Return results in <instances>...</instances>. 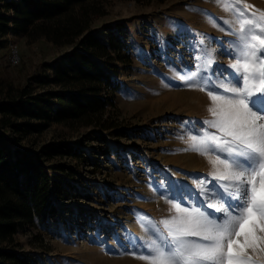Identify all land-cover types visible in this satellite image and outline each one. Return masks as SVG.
Here are the masks:
<instances>
[{
	"label": "rangeland",
	"instance_id": "374dc122",
	"mask_svg": "<svg viewBox=\"0 0 264 264\" xmlns=\"http://www.w3.org/2000/svg\"><path fill=\"white\" fill-rule=\"evenodd\" d=\"M223 0H99L94 22L99 28L121 22L133 51L127 70L121 64L124 91L117 95L114 129L71 128L52 123L43 133L26 137L20 145L33 151L50 143L78 147L79 156L59 162L73 168L79 192L62 202L64 225L36 226L20 232L16 240L26 251L40 256V264H146L130 252L145 253L150 240L142 227L141 215L157 223L175 215L172 203L198 206L213 217L223 216L208 208V189L227 194L209 159L191 149V136L208 129L212 101L205 91L186 86L182 77L195 73L207 59L214 62L201 76L230 79L238 30L236 12L225 11ZM264 12V0H240L237 7ZM215 19L213 26L208 15ZM228 21L231 25L226 24ZM223 29V30H221ZM203 42L201 43V40ZM0 80L25 84L32 75L50 74L44 64L54 62L67 49L43 39L18 38L11 34L1 40ZM11 45L21 55L10 63ZM202 50H204L202 52ZM197 56L200 59H197ZM222 92V89H216ZM118 131L117 133H115ZM119 149L115 151V149ZM118 152L122 156H118ZM228 203L235 201L228 199ZM69 207V208H67ZM84 215H88L86 217ZM163 230V226H159ZM78 228V230H77Z\"/></svg>",
	"mask_w": 264,
	"mask_h": 264
},
{
	"label": "trees",
	"instance_id": "16d2710c",
	"mask_svg": "<svg viewBox=\"0 0 264 264\" xmlns=\"http://www.w3.org/2000/svg\"><path fill=\"white\" fill-rule=\"evenodd\" d=\"M98 1L0 0V50L9 34L67 49L44 64L50 74L32 75L24 85L0 80V264H40L16 236L55 222L68 230L62 202L79 192L73 168L59 162L80 157L78 147L50 143L33 151L20 143L52 123L103 131L117 126L121 64L131 67L133 51L123 23L95 27Z\"/></svg>",
	"mask_w": 264,
	"mask_h": 264
},
{
	"label": "snow or ice",
	"instance_id": "6c2138e0",
	"mask_svg": "<svg viewBox=\"0 0 264 264\" xmlns=\"http://www.w3.org/2000/svg\"><path fill=\"white\" fill-rule=\"evenodd\" d=\"M239 3H222L225 11L239 17L238 30H232L237 37L234 62L229 65L235 75L216 82L212 75L201 76L214 62L207 59L195 73L182 77L186 86L205 91L212 101L208 111L213 118L204 123L215 132L205 129L192 135L190 147L209 159L213 168L209 175L221 182L227 194L226 199L208 189L203 180L198 186L216 201L207 207L223 216L213 217L201 207L180 203H172L175 215L158 223L141 215L142 227L151 237L143 245L147 252L126 254L146 264H264V12L246 15L254 6L239 8Z\"/></svg>",
	"mask_w": 264,
	"mask_h": 264
},
{
	"label": "built area",
	"instance_id": "2783aa9c",
	"mask_svg": "<svg viewBox=\"0 0 264 264\" xmlns=\"http://www.w3.org/2000/svg\"><path fill=\"white\" fill-rule=\"evenodd\" d=\"M11 52H10V63L12 65H17L20 62L21 55L19 54V50L17 46L11 45Z\"/></svg>",
	"mask_w": 264,
	"mask_h": 264
}]
</instances>
